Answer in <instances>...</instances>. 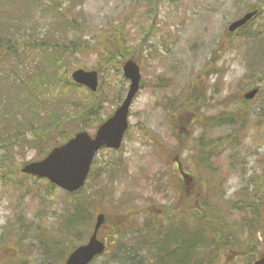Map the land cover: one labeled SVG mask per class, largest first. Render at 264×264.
Listing matches in <instances>:
<instances>
[{"label":"rangeland","instance_id":"rangeland-1","mask_svg":"<svg viewBox=\"0 0 264 264\" xmlns=\"http://www.w3.org/2000/svg\"><path fill=\"white\" fill-rule=\"evenodd\" d=\"M39 1L18 22L20 14L12 9L23 0H0V50L16 51L0 57V85L39 70L48 54L58 65V79L44 82L38 93L49 96V109L64 117L61 133L72 135L93 134L95 121L112 114L125 95L128 82L122 59L111 56L112 45L137 60L141 83L120 148L97 152L77 193L20 173L24 164L45 156L38 146L0 150V264H65L70 251L87 241L100 212L106 222L98 238L106 250L90 264H171L142 238L155 226L145 222L152 216L175 225L195 213L203 216L197 198L207 188L216 216H205L224 244L217 246L203 232L197 252L207 254L201 264H252L264 252V0ZM252 9H259L254 18L228 31ZM7 67L18 72H7L10 80ZM77 68L98 72L95 93L66 83ZM252 88H258L256 96L243 99ZM21 92L1 93L0 109L10 102L19 118L20 112L27 115L25 103L15 101ZM91 109L82 121V111ZM230 112L244 117L243 131H233ZM51 115L57 118L39 113V123L49 125ZM50 133L45 140L58 138ZM199 139L205 158L197 153ZM74 204L83 205L78 220L71 216Z\"/></svg>","mask_w":264,"mask_h":264},{"label":"trees","instance_id":"trees-1","mask_svg":"<svg viewBox=\"0 0 264 264\" xmlns=\"http://www.w3.org/2000/svg\"><path fill=\"white\" fill-rule=\"evenodd\" d=\"M3 2L5 3V1ZM38 2L41 3L39 0H23V2L18 3V9L16 7L12 9L15 14H20L18 19H21V21L18 22L24 21V17L33 10L34 5H36ZM53 4L54 1L47 6V9L53 7ZM13 6H15V4H13ZM59 18L63 19L62 16ZM121 47L122 46L115 47L112 45L111 49L114 50V52L111 54V56L114 57L117 55L120 57V59H122L120 61H123L131 57V55L126 51V49H124V47ZM4 51L7 54L2 56L3 53H5ZM4 51L2 49L0 50V57L16 55L14 48L11 49L9 46L4 48ZM42 59L43 56L41 57V60ZM6 60L8 59H5V61ZM120 63L122 64V62ZM38 66L40 67L39 70H34L27 73L25 72V75H20L23 79H19L18 74V77H15V79L12 78V80H10L9 73L7 72L13 73L15 75H17L18 72L10 70L8 71V67L4 72L7 74L5 80L10 81L8 83L5 81L4 84L0 85V94L5 92L7 95H9V91L13 92L14 88L17 90L22 89L21 93L23 96L16 98L15 101L21 100L23 103H25L27 115L23 116L20 112L19 114L21 115V118H19L16 112L13 110L12 106L14 104L10 102H6L3 109H0V150L3 154H6L7 152L16 153L18 149H22L26 144H30V147L38 146L40 150L43 151L41 154H44L47 153L53 146L58 145L60 140L65 141L70 136V133H61L60 130L63 125L64 117L58 118L57 113H61L59 110L49 109L51 98L45 95L41 98L40 94L38 93L41 85L44 82H56L58 79V65L53 60L51 61L47 54L45 55V59H43L40 64H38ZM70 80L71 78H68L65 81L67 83ZM71 85L72 88L76 86L73 82ZM49 87L50 84H47L45 89H48ZM17 105L18 104H15L16 107ZM176 108L180 109V105ZM91 111L92 109L90 111H82V114L80 115L81 120L85 121L86 119L88 121L89 112ZM41 112H48L49 114L55 113L57 118L51 115L50 117L53 118L52 122L49 125L42 126L38 119V114ZM93 116H95L96 119L98 118V114L94 112H92V117ZM230 116H233L234 120V125L232 126L233 131L237 133L243 131L245 126L244 117L237 115V112H230ZM223 118L224 117H220L219 122H223ZM36 127L40 128L37 132L35 131ZM50 130H53L54 133L58 132V138H56L54 141L52 140L51 142L44 139V137L51 136ZM28 131H30L31 134L37 136L28 137ZM38 139L41 142L40 144H32V142H37ZM44 145H47L46 148H43ZM197 146V153L200 155V158H205V156L208 155V152L202 151L205 148V145L202 143V139L198 140ZM200 148H202V150H200ZM196 179L199 180L198 177ZM177 182L181 184L180 181L177 180ZM197 199L198 206H200L203 210V216L199 217L197 213H195L188 216L187 220H179L175 225H166L164 220L161 222H156L152 216L149 217L145 222L146 224L144 226L146 227H148V224L150 223H153L155 226L154 229L151 228L144 231L142 238L145 241H151L155 247V250L159 251L161 254L160 256L162 259L170 261L171 264H201L202 261H205L204 259L207 253L204 250H201V252H203V257H201V253L197 252V246L201 242V239H203L201 235L203 232L206 233V235H204L205 239L216 243L217 246L221 247L224 244L220 230L214 223L208 222V218L205 216L206 214H209V212L213 213V220L216 216L214 209L209 205L210 189H205ZM73 209L74 210L71 213L72 219L78 220L81 217L83 205L74 204ZM67 221L69 220H65V222ZM214 222L221 224L219 219ZM239 246L243 245L240 244Z\"/></svg>","mask_w":264,"mask_h":264},{"label":"water","instance_id":"water-1","mask_svg":"<svg viewBox=\"0 0 264 264\" xmlns=\"http://www.w3.org/2000/svg\"><path fill=\"white\" fill-rule=\"evenodd\" d=\"M253 15L254 12L245 14L232 22L228 30L234 31ZM123 73L130 81L126 96L113 116L98 128L94 138L86 132L77 133L66 143L53 148L44 159L26 164L22 172L46 177L55 185L70 192L79 189L86 179L94 153L102 146L119 148L122 136L127 129L128 109L139 87V67L132 60H127L123 65ZM71 76L76 83L86 86L91 91L96 90L98 82L95 71L76 69ZM256 92L257 89H252L244 94V98L252 99ZM103 222V215H97L88 241L74 249L65 264H88L94 256L103 252L104 244L96 238L97 231ZM254 264H264V256Z\"/></svg>","mask_w":264,"mask_h":264}]
</instances>
